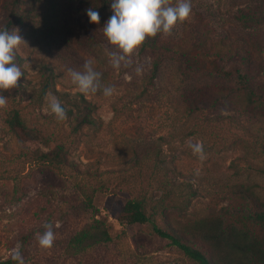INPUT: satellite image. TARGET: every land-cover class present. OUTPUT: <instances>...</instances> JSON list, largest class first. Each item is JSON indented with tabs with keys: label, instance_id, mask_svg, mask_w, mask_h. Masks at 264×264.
<instances>
[{
	"label": "rangeland",
	"instance_id": "obj_1",
	"mask_svg": "<svg viewBox=\"0 0 264 264\" xmlns=\"http://www.w3.org/2000/svg\"><path fill=\"white\" fill-rule=\"evenodd\" d=\"M190 2L187 19L158 33L161 50L140 46L114 68L112 53L120 50L103 27H76L75 1L24 0L29 16L15 30L25 43L14 61L24 75L16 88L0 92L8 98L0 108V261L19 249L24 264H195L150 222H125L123 207L132 199L143 200L164 230L189 235L208 219L262 234L258 224L249 228L237 219L251 207L242 186L264 208V109L248 106L232 80L188 67L186 53L197 55V65L204 62L199 52L219 53L224 68L241 69L248 84L264 88V0ZM89 60L101 73L95 93L81 92L69 75ZM107 86L111 96L103 94ZM197 88L226 97L190 113L183 92ZM51 96L64 107V120L51 113ZM82 98L93 106L92 122L75 128ZM13 109L44 131L50 148L64 147L62 165L31 160L36 146L20 144L6 124ZM96 218L109 221L112 241L70 257L65 242ZM46 224L55 234L49 249L39 244ZM205 248L213 264L228 254Z\"/></svg>",
	"mask_w": 264,
	"mask_h": 264
},
{
	"label": "trees",
	"instance_id": "obj_2",
	"mask_svg": "<svg viewBox=\"0 0 264 264\" xmlns=\"http://www.w3.org/2000/svg\"><path fill=\"white\" fill-rule=\"evenodd\" d=\"M73 12L75 13V25L81 31L97 30L103 27L104 23L112 15V0H73ZM3 15L0 18V28H6L9 31L14 30L25 22L29 13L21 8L24 0H2ZM94 8L100 13V23H89L85 10ZM242 17L248 18L250 14L242 13ZM141 48H149L152 52L161 50L162 46L158 43V34L155 37L147 38L141 45ZM188 67L196 65L208 69L209 72L221 75L232 80L238 87L245 90L246 102L248 106L256 105L264 109V88L260 84L252 86L248 84L247 77L242 73L241 69H228L220 64V56H211L209 52H199L204 62L197 65L195 59L196 54L190 55L186 53ZM162 51L153 63L154 74L159 69ZM52 70L46 68V85L49 83ZM45 90V86L43 87ZM227 89V88H226ZM220 88L218 91H221ZM226 95H213V92L206 88L190 89L183 92V100L186 109L192 113L200 109L206 104H214L220 98ZM80 113L77 115L76 127L92 122L93 106L82 98ZM6 124L9 130L14 134L16 140L23 145L36 146L31 154V160L42 161L54 166L62 165L65 161V152L62 145H56L50 148V139L45 135L42 129L29 126L21 112L13 109L7 116ZM249 187H240L239 192L247 194L250 199L251 207L243 209L238 216V221L246 224L249 228L258 224L262 228L261 235H255L246 228H237L234 225L224 223L223 220L201 219L194 230L180 233L178 229L172 227L170 230L160 228L147 214L146 203L141 199L128 200L123 207V219L126 223H145L150 222L153 231L163 238L170 241L171 244L178 247L185 255H187L195 264H213L207 255L205 245L211 247L214 252L221 253L223 249L228 254H224L219 258L220 264H264V208L258 209L254 203V195L249 192ZM191 236L194 242L188 237ZM112 241L111 226L109 221L103 218H96L85 224L80 230L74 233L64 245V249L68 255L76 256L86 250L105 245ZM196 241L203 246L196 244ZM204 248V249H203ZM0 264H17L11 258L0 261Z\"/></svg>",
	"mask_w": 264,
	"mask_h": 264
},
{
	"label": "clouds",
	"instance_id": "obj_3",
	"mask_svg": "<svg viewBox=\"0 0 264 264\" xmlns=\"http://www.w3.org/2000/svg\"><path fill=\"white\" fill-rule=\"evenodd\" d=\"M112 15L103 25L107 41L120 50V55L112 53V66L119 68L126 57L131 56L147 38L158 33H170L178 22H183L191 13L190 0H112ZM89 23L99 24L100 13L94 8L85 10ZM25 43L18 31L0 28V92L17 87V82L24 73L15 61V51ZM139 71V69H137ZM73 83L83 93H95L101 88V73L93 67L92 61L85 62L83 71L69 69ZM114 93L112 86L103 88L105 96ZM8 98L0 94V108L5 107ZM49 109L58 120L66 118V111L59 99L51 96ZM45 231L40 236L39 244L44 249L53 246L55 234L51 224L45 225ZM11 259L17 264H24L19 249L13 251Z\"/></svg>",
	"mask_w": 264,
	"mask_h": 264
}]
</instances>
